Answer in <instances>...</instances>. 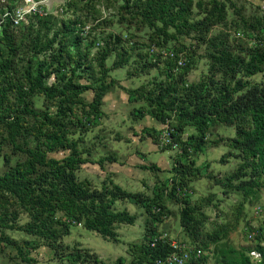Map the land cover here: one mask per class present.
Listing matches in <instances>:
<instances>
[{
  "label": "trees",
  "instance_id": "16d2710c",
  "mask_svg": "<svg viewBox=\"0 0 264 264\" xmlns=\"http://www.w3.org/2000/svg\"><path fill=\"white\" fill-rule=\"evenodd\" d=\"M5 1L1 13L19 2ZM246 4L64 0L59 14L67 18L49 10L15 26L0 17V264H36L31 253L41 246L52 251V264H158L174 250L168 240L155 241L170 234L163 224L172 215L184 235L178 240L194 246L185 264H264V222L253 227L246 212L264 187V10L246 13ZM103 7L116 12L104 16ZM160 49L182 53L185 64L177 67ZM201 61L200 76L190 80ZM123 68L142 82L121 84L113 74ZM117 88L133 104V125L146 115L163 124L143 128L141 137L151 135L160 147L168 125L177 144L160 147L174 152L171 175H157L153 184L144 179L143 190L125 189L108 174L99 184L79 175L86 164L103 169L119 159L107 139L127 137L105 132L115 124L104 108ZM133 125L129 132L137 135ZM222 126L235 135L221 134ZM219 145L228 148L219 162L235 160L232 169L216 173L209 160L197 164ZM142 167L162 171L155 163ZM201 179L207 194H198ZM139 220L141 239L113 260L65 241L74 226L118 241V226ZM241 225L246 244L236 245L230 237Z\"/></svg>",
  "mask_w": 264,
  "mask_h": 264
},
{
  "label": "rangeland",
  "instance_id": "374dc122",
  "mask_svg": "<svg viewBox=\"0 0 264 264\" xmlns=\"http://www.w3.org/2000/svg\"><path fill=\"white\" fill-rule=\"evenodd\" d=\"M254 2L251 5L246 4L247 10L246 13H252L257 10L256 5L262 6L264 8V0H250ZM64 0H57V2L54 4L53 9H50L51 11L58 10V15L60 17L63 16V18H67L68 15L65 14H59L61 9V3H63ZM102 12L104 16H109L110 14H114L116 12V8L109 11L106 7L102 8ZM116 19V18H115ZM113 28L116 29V26L114 25ZM117 30V29H116ZM200 51V50H199ZM112 59L108 60V64H111ZM200 67H198L196 70H193L189 78L190 80L197 79L201 72H202V66L203 61L199 64ZM114 77L117 78V80L124 84L125 86H138L140 82H138L136 79L128 78L127 74V68H123L122 70H118L114 72ZM259 78V75L256 76V78ZM116 90V89H115ZM84 96L87 97L88 100H90L93 96V92L91 90L85 92ZM125 99V98H124ZM38 105L42 104V99H38ZM116 103L110 102L106 105L107 112L110 114V117L106 119L107 123L115 124L111 128H108L105 130L106 133L120 131L124 136L127 138H123L116 142L114 139L113 134L109 135V138L107 139L108 146L114 150L117 151V154L119 153V156L124 160H130V155L135 154L136 152H139L142 156L143 161H146V164L150 163H156L159 165L162 169V171H152L150 169L147 170H139L135 166V169L137 170L135 172V175L128 174L126 172H120L116 171L114 169L108 168L106 171V174L111 175L113 180L120 184L125 189L131 190V191H137L141 190L143 188L142 180L145 178L148 180H155L157 178V175H160L161 178H164V176H170L171 173H167L166 171L171 167V164L173 162V154L174 152L171 149L166 150H153L151 151L148 148V145H146L145 138H140L137 135H134L131 131L129 132V127L133 125V116H128V113L133 106V104L128 103V105L125 107V100L122 101V103L118 104V106H115ZM118 108V109H114ZM124 114V117H126V120L123 122V124H120L123 119L121 115ZM117 123V124H116ZM111 124L109 126H111ZM135 126V125H133ZM115 127V128H114ZM115 129V130H113ZM221 134L226 136H234L235 130L233 127H226L222 126V129L220 130ZM93 136V135H91ZM110 141V142H109ZM228 151V148L225 145H219L214 148L207 149L203 154H201L198 157L197 164L201 165L205 161L211 162V168L216 173H223L230 169H232L235 165V160H231L228 163H220L219 158L222 154ZM58 156H62V153L58 154ZM118 156V157H119ZM129 164V161L127 162ZM97 166V165H95ZM92 172L95 171L94 167ZM81 178H92L96 183H100L103 178H101L100 175L88 173L85 171H82L80 174ZM156 177V178H155ZM198 194H207V181L205 179L198 180L195 183ZM144 189V188H143ZM197 195V194H196ZM196 196H194L195 198ZM171 209L176 210L179 207V204H173L172 201H167ZM117 206L120 207H128L131 212H134L136 210L135 205L124 203L121 204L120 202L117 203ZM259 207L262 209L259 211ZM247 212V220H251V225L255 228H257L259 225H262L264 222V187L262 188L258 198L255 200L254 204L250 207H246ZM210 214L213 216L214 213L210 211ZM167 222L163 224L164 227H168V232L171 236L176 237L177 239L181 240L184 239V235L182 234L180 228H179V222L178 218L175 216H171L166 220ZM142 220H139L136 224H120L118 226V241H114L112 239H106L102 237L99 233L92 230H87L82 227L74 226L72 228V235L65 238V241L68 243L76 244L79 243L81 246L91 249L92 251L96 252L100 257L103 259L109 261L113 260L118 256H126V247L130 242L138 241L142 237V227H141ZM244 229L245 226L241 225L238 230L231 233V240L236 245H242L246 244V239L244 235ZM14 235L18 238L21 236L19 233H14ZM32 256H34L37 260L36 264H52L53 262L50 261V259L53 257V253L50 250L49 247L41 246L36 251H33L31 253Z\"/></svg>",
  "mask_w": 264,
  "mask_h": 264
},
{
  "label": "built area",
  "instance_id": "2783aa9c",
  "mask_svg": "<svg viewBox=\"0 0 264 264\" xmlns=\"http://www.w3.org/2000/svg\"><path fill=\"white\" fill-rule=\"evenodd\" d=\"M2 3H6L5 0H2ZM46 0H19L17 5L10 9L7 6L4 8V12H0L1 22L4 21L5 18H10L13 21L15 26H19L20 24L27 22V18L31 14H39L46 15L50 10L46 8ZM88 28V26H87ZM2 27L0 26V33ZM236 35L242 36L241 32H237ZM155 48L152 49L154 51ZM159 53L162 57L171 56L177 58V67L183 66L185 64V57L182 53L176 55L174 50L170 49H160ZM161 143L160 147H166L169 144H173V148H177V144L173 143V137L170 133V129L168 125L164 126V130L160 135ZM252 235L250 234L249 237ZM164 239L168 240L173 246V251L166 256L164 260H158V264H185L188 259H190V253L194 249V246L189 245L187 243L179 241L176 237L171 236L168 233H163L155 239ZM201 250H198L197 254L200 255ZM254 255L258 256L257 253L253 252Z\"/></svg>",
  "mask_w": 264,
  "mask_h": 264
},
{
  "label": "crops",
  "instance_id": "0c3cea01",
  "mask_svg": "<svg viewBox=\"0 0 264 264\" xmlns=\"http://www.w3.org/2000/svg\"><path fill=\"white\" fill-rule=\"evenodd\" d=\"M57 2V0H46V4L50 9H53L54 4ZM251 3L254 4V2L251 1ZM255 6H258L255 4ZM262 10H264V8H262V6L260 7ZM138 82H142V79H136ZM124 85V84H123ZM125 98V99H124ZM125 100V107L128 105V94L121 88H117L116 90L112 91L111 93H109L106 97H105V110L106 109V105L110 102H114L116 103L115 106H118V104L122 103V101ZM115 110L118 108H114ZM136 129L138 130L137 132V136L140 138H145V142L146 145H148V148L153 151V150H161V148L158 146V144L155 142V140L153 139V137L147 133H144L143 137L140 136L139 132L146 127L149 128H155V129H159L161 127H163V124L158 121L157 119L146 115L144 117V119L139 120V122L136 123ZM130 160H123L120 156L118 161L116 162H107L105 163V165L103 166V169L98 165V164H86L84 166V169L86 172L88 173H93V174H97L100 175L101 178H104V176L106 175V171L108 168H110L111 170L114 169L116 171H120V172H126L128 174L131 175H135V172L137 171L135 169V166L137 168H139V170H147L146 168H143L142 166L144 165H148L146 164V161H143L142 156L139 152H136L135 154H131L130 155ZM129 161V164L127 163ZM151 164V163H150ZM156 164V163H155ZM97 165V166H95ZM159 166V165H157ZM92 167H94L95 171L92 172L91 169H93ZM160 167V166H159ZM161 168V167H160ZM164 169V168H162ZM156 178V177H155ZM146 179V178H145ZM148 180V179H147ZM149 184H153L154 180H149L148 181ZM142 185L144 188V183L142 180ZM143 188L141 190H143Z\"/></svg>",
  "mask_w": 264,
  "mask_h": 264
}]
</instances>
